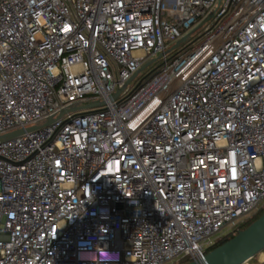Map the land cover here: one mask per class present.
Listing matches in <instances>:
<instances>
[{
    "label": "built area",
    "instance_id": "1",
    "mask_svg": "<svg viewBox=\"0 0 264 264\" xmlns=\"http://www.w3.org/2000/svg\"><path fill=\"white\" fill-rule=\"evenodd\" d=\"M20 128L0 264L203 260L264 206V0H0V135Z\"/></svg>",
    "mask_w": 264,
    "mask_h": 264
},
{
    "label": "water",
    "instance_id": "2",
    "mask_svg": "<svg viewBox=\"0 0 264 264\" xmlns=\"http://www.w3.org/2000/svg\"><path fill=\"white\" fill-rule=\"evenodd\" d=\"M202 26V23H200L198 26H196L191 32H189L187 35L179 39L171 49H174L178 47L181 43L185 42L188 37L194 33L197 29H199ZM162 54H159L149 62L145 63L138 72L135 73L133 76L136 77V75L146 69L150 64L158 60ZM121 91V89L118 90V92L115 94V96L118 95V93ZM75 108H69L66 110H63L61 114L74 110ZM53 120L52 117H50L47 121L51 122ZM47 122V123H48ZM39 126H31L26 128L27 130L35 129ZM25 131V129H17L5 134L0 135V141L15 137L17 135L22 134ZM264 251V212L256 218L254 221H252L250 224H248L244 228H240L236 231V233L223 242L222 244L214 247L213 249L209 250L203 260L199 261H190L186 264H243L247 260L257 256L261 252Z\"/></svg>",
    "mask_w": 264,
    "mask_h": 264
},
{
    "label": "trees",
    "instance_id": "3",
    "mask_svg": "<svg viewBox=\"0 0 264 264\" xmlns=\"http://www.w3.org/2000/svg\"><path fill=\"white\" fill-rule=\"evenodd\" d=\"M264 212V206L258 211L256 212L253 216H251L250 218H248L246 221H244L243 223L240 224V226L235 229L233 232H231L230 234H227L225 236L220 237L211 247L209 250L213 249L214 247L222 244L223 242H225L226 240H228L229 238H231L234 234L236 233V231L240 228H244L246 227L248 224H250L252 221H254L256 218H258L262 213Z\"/></svg>",
    "mask_w": 264,
    "mask_h": 264
},
{
    "label": "rangeland",
    "instance_id": "4",
    "mask_svg": "<svg viewBox=\"0 0 264 264\" xmlns=\"http://www.w3.org/2000/svg\"><path fill=\"white\" fill-rule=\"evenodd\" d=\"M201 34H202V29L198 30L195 34H193V35L191 36L189 42H190V41H193V40H196ZM181 47H182V46H181ZM159 62H160V61L158 60V61L152 63L151 65H149V66H148L146 69H144L143 71H141V73H140V75L138 76V78H137L136 80H134L135 83L138 82V81L140 80V78H142V77H143L145 74H147L150 70H152L154 67H156V66L159 64ZM224 229H226V227L223 228V230H224ZM233 234H235V233H233ZM263 252H264V251H263ZM258 255H259V254H258ZM258 255L252 258V260H251V264H261V263L258 261V260L260 259ZM178 264H181V263H178Z\"/></svg>",
    "mask_w": 264,
    "mask_h": 264
},
{
    "label": "bare ground",
    "instance_id": "5",
    "mask_svg": "<svg viewBox=\"0 0 264 264\" xmlns=\"http://www.w3.org/2000/svg\"><path fill=\"white\" fill-rule=\"evenodd\" d=\"M258 256L261 260H264V252H261Z\"/></svg>",
    "mask_w": 264,
    "mask_h": 264
}]
</instances>
